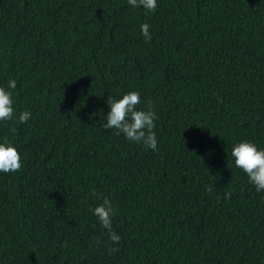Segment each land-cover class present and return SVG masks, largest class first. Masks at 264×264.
<instances>
[{
	"label": "trees",
	"instance_id": "16d2710c",
	"mask_svg": "<svg viewBox=\"0 0 264 264\" xmlns=\"http://www.w3.org/2000/svg\"><path fill=\"white\" fill-rule=\"evenodd\" d=\"M0 86L22 164L0 173V264H264V191L231 156L264 150V0H0ZM129 91L158 151L101 129Z\"/></svg>",
	"mask_w": 264,
	"mask_h": 264
},
{
	"label": "clouds",
	"instance_id": "9594fccd",
	"mask_svg": "<svg viewBox=\"0 0 264 264\" xmlns=\"http://www.w3.org/2000/svg\"><path fill=\"white\" fill-rule=\"evenodd\" d=\"M127 4L133 9L143 8L146 12L155 13L157 10V0H127ZM150 25L140 26L141 34L146 42H150ZM17 84L15 80L8 81V89L14 90ZM0 86V122L10 121L16 116L12 92ZM141 96L138 91H129L119 99H109L107 101L109 111L101 125V129L115 130L117 135H123L125 139L136 144H142L145 149L158 151L157 136L154 131L155 121L158 119L153 105H149L147 110H139ZM30 111L19 113L17 123H27L31 118ZM15 130V129H13ZM231 156L234 158L236 168L242 170L248 177L257 193L264 191V150L247 140L233 145ZM22 168L21 155L11 143L5 139L0 142V173H16ZM206 191L211 194V185H206ZM92 195L101 198L95 191ZM232 193L226 192L225 199H230ZM93 215L98 220L100 226L106 230L109 241L112 245H118L121 237L112 229V218L116 214V209L107 198H102V203L91 209ZM99 243V241H97ZM109 254L119 251L118 247H110Z\"/></svg>",
	"mask_w": 264,
	"mask_h": 264
}]
</instances>
